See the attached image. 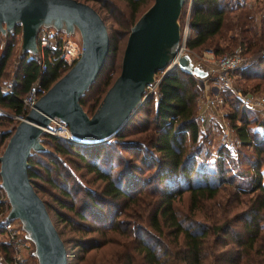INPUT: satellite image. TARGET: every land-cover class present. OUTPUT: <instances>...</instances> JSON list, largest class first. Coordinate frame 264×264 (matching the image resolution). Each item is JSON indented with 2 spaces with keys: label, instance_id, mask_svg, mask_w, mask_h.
Instances as JSON below:
<instances>
[{
  "label": "trees",
  "instance_id": "16d2710c",
  "mask_svg": "<svg viewBox=\"0 0 264 264\" xmlns=\"http://www.w3.org/2000/svg\"><path fill=\"white\" fill-rule=\"evenodd\" d=\"M90 1L107 8L117 24L115 29L107 25V17L91 5L103 19L109 37L104 65L79 100L92 114L120 71L130 26L153 0H121L125 14L110 0ZM232 1L191 0L185 47L211 49L216 55L229 45H240L245 54L258 55L238 70L237 83H243L237 87L243 93L264 91V2ZM223 31H233L227 38L231 43L225 46L221 44L226 42ZM19 34V25L6 36L0 31V39L5 41L0 77ZM17 58L19 73L10 91L0 90V108L23 117L27 110L22 99L32 83L37 80L39 87L47 90L71 65L48 49L42 57ZM41 62L46 64L43 70ZM200 91L197 79L175 66L159 81L157 97L152 93L113 139L81 145L50 133L42 135V144L51 149L32 153L27 171L47 211L53 209L63 228L83 234L70 239L74 242L71 249L65 246L67 264H264V135L257 132L260 115L233 91H220L233 134L250 150L242 151L241 147L231 155L219 145L211 167L207 163L208 141L205 135L201 137L197 120ZM18 121L0 114V146L5 145ZM67 162L91 174L97 186L80 187ZM57 166L64 167V174L61 170L57 174L61 184L50 176ZM69 176L72 182H68ZM39 192L46 193L55 207H49ZM185 193L186 210L179 211L175 203ZM5 208L0 201V211ZM50 218L56 228L53 216ZM56 229L66 245L62 230ZM98 253L109 256L96 263ZM12 255L13 249L0 238V264H9Z\"/></svg>",
  "mask_w": 264,
  "mask_h": 264
},
{
  "label": "water",
  "instance_id": "95a60500",
  "mask_svg": "<svg viewBox=\"0 0 264 264\" xmlns=\"http://www.w3.org/2000/svg\"><path fill=\"white\" fill-rule=\"evenodd\" d=\"M186 1L153 0L137 17L123 48L120 71L89 115L79 100L98 76L109 49L107 28L99 13L80 0H0V31L6 35L20 26V55L38 54L36 34L41 28L73 36L81 46L68 70L25 116L18 117L0 153V187L8 202L4 220L19 222L36 264H67V257L63 240L30 182L28 157L45 151L41 136L53 121L68 128V141L73 143L91 145L114 138L152 94L146 95V86L175 58V66L192 74L203 88L210 69L196 66L180 48L179 16Z\"/></svg>",
  "mask_w": 264,
  "mask_h": 264
},
{
  "label": "built area",
  "instance_id": "2783aa9c",
  "mask_svg": "<svg viewBox=\"0 0 264 264\" xmlns=\"http://www.w3.org/2000/svg\"><path fill=\"white\" fill-rule=\"evenodd\" d=\"M189 15V13L187 14ZM188 17H186L184 25L181 27V52L185 50V40L189 35ZM36 42L39 48L48 49L50 51L57 52V56L63 60L66 64L71 65L80 55L81 46L78 41L70 36L60 37L52 29H39L36 34ZM264 53V51L262 52ZM214 59L216 65V71L218 72L216 84L214 87L217 91L212 95H209L206 91V87L203 89L204 95L198 98V106L202 110L198 114V120L200 122H207L209 119H213L216 116L220 118V124L224 127V135L222 138V146L231 155H235L237 150L242 147L241 140L233 134V130L226 121L224 98L220 94L221 90L229 89L233 91L241 100V102L258 112L260 115V123L257 126V132L264 135V93L262 92H246L243 93L237 88L233 82L231 72L238 71L241 68L246 67L249 64L250 57L243 52V48L239 45L233 49L232 52L224 53L221 56L215 57L211 51L203 54L202 60L209 61ZM176 63V58L173 59L163 70L157 72L155 81L153 84L146 86V95L148 93H154L157 91V85L161 80L162 75L165 72H171ZM45 62H41V70L45 69ZM44 88H40L38 81H34L29 88L28 92L22 99L23 108L27 111L33 106L36 99L45 92ZM215 116V117H214ZM45 131L59 136L64 139H68L70 134L68 128L59 121H53V123L45 128ZM0 201L5 205V210L8 209V202L3 189L0 187ZM0 211V228L2 229L1 239L13 249L12 259L9 264H27L25 262V256L23 255V247L25 242L21 237V229L17 220H4V211ZM0 261L3 262V258L0 256Z\"/></svg>",
  "mask_w": 264,
  "mask_h": 264
},
{
  "label": "rangeland",
  "instance_id": "374dc122",
  "mask_svg": "<svg viewBox=\"0 0 264 264\" xmlns=\"http://www.w3.org/2000/svg\"><path fill=\"white\" fill-rule=\"evenodd\" d=\"M81 1H85L86 3L94 6L96 9H98L100 11L101 15L107 17L106 18V24L109 25V26H111V27H113V29L117 28V24L112 21L111 13L108 12V9L107 8L101 7L99 5L100 3L93 2V1H90V0H81ZM234 1L235 0H233L232 2H234ZM239 1L240 2H242V1L248 2L249 0H239ZM258 1L259 2H264V0H257V1L254 0V2L253 3L251 2V3L254 4V5H256ZM110 2H113L114 6L117 8V10H120L123 14L126 13L125 4H124L123 1H121V0H110ZM190 2H191V0H187L185 2V4L183 5V7H182V11H181V14L179 16V23H180L181 27L184 25L185 20H186V17L189 16L187 14L189 13V10H190ZM231 14H233V13H231ZM114 15H115V13H114ZM229 17L231 18V15H229ZM258 19L259 18L256 17L255 18V21H258ZM188 20H189V17H188ZM223 32L225 33V31H223ZM230 34H233V31H226V33H225V35H226V40L225 41L226 42H221V44L223 46H225L226 44H230L231 43L227 39ZM20 35L21 34L18 35V38H17L18 41H17V43H16V45L14 47V50H13L12 54L10 55V57L7 60V63H6V66H5V73L0 77V90H2V91H10L12 89V86H13V84L15 82V76H16L17 73H19L18 58H17V56H24V55L30 56V55H32V53H29V52H25L23 55H20L19 54V51H20ZM57 35L60 36V37L65 36V34L63 32H61V31L58 32ZM4 36H6V35H4ZM70 37L71 38H74L75 40H77L73 36H70ZM119 42H120L119 49L117 50L116 55H115L116 57L114 58V64H115V66L117 65V63L119 61V56L121 55V54H119V50H122L121 44L124 42L123 41V38ZM4 46H5V41L0 39V53L2 52ZM237 46H239V45H236V46L229 45L221 53L216 54V55H215V53L211 49L202 48L201 50H190V49H187L185 47V50H183V52H188L189 53V55L191 56V58L193 60V63L196 64V66L202 67V65H204V66H207L210 69V75H209V77L207 79H205L203 81L204 82L203 83V88H201V91L199 92L200 97H202L204 95L203 89L205 87H206V91L208 92L209 95H212L213 93H215L217 91V88L214 87V84H216L215 80H217L218 72L215 69L216 68V65L214 63V59H211L209 61L202 60L203 54L207 53L208 51H211L213 53L214 58H215V57H218V56L223 55L224 53L232 52L233 49L236 48ZM43 51H44L43 48H39V52H38L37 55L40 56V57H42ZM247 56L250 57V61H249V63H250L258 55H250V54H248ZM240 74L241 73L239 71H233V72H231V76H232L233 82H234V84H235L236 87H237V85H239L238 84L239 82L240 83H243V81H239L240 80V78H239L240 77ZM238 78H239V80H238L239 82L237 83V79ZM197 81H198V79H197ZM198 83H199V81H198ZM204 85H205V87H204ZM156 92L157 91L154 92V94H155L154 98L157 97L156 96L157 95ZM260 92L264 93V91H260ZM154 103H155V99L152 100V104H150V107H152ZM197 108H198V110H197V120H198V114L202 110V108L199 107V106H197ZM224 108H225V106H224ZM225 111H226V108H225ZM87 113L90 115V111H88ZM0 114H4V115L10 116V117H13L15 119H18L17 116H13L9 111H7L5 109H2V108H0ZM219 120H220V118L217 117V116L215 118H213V119H209V121L204 122V123L203 122H200L198 120V122H199V124L201 126L200 127V131H201V134H202L201 137L203 135H205V138L208 141L207 144L209 146L210 159L208 158L209 161L207 163L211 167L214 164V160H213L214 159V157H213L214 156V153L213 152H214V150L219 145H222V138H223V135H224V132H225L224 127L221 126ZM226 121H227V119H226ZM41 138L43 139L42 136H41ZM65 140H68V139H65ZM207 144H206V146H207ZM3 146H0V153L3 150ZM43 146H44V150L45 151L47 149H51V146L48 145V144L47 145L46 144L45 145L43 144ZM210 150H211V152H210ZM241 150L242 151H246V150H250V149H247L246 147H242ZM123 154L125 156H127V157L128 156H131L127 152H123ZM58 159H59L60 162H63V164L66 165L65 161H63V158L61 156L58 155ZM67 167L69 168V170H71V171H69V172H71V174H75V179L79 182L78 185H81L80 187H84V188L85 187H92V188H95L97 186L98 182H96V180L95 181L93 180L94 177L91 174H84L83 168H80V169L75 168L73 166V164L70 163V162H67ZM261 169H262L263 178H264V164L261 166ZM60 170L64 174V167H62V166H60V167L57 166L54 169L52 168L51 169V172H50V176L58 184H61L60 181H59L60 179L58 178V175H57L58 172H60ZM68 182H72L71 176H69ZM50 190H52L53 192L56 193L55 189L51 188ZM39 193H40L41 197L46 200V202L48 203V205L50 204L51 206H53V208L55 207V204H54L53 200L46 193H42V192H39ZM186 203H187V194L185 193L182 196L180 202H176L175 205L179 209V211H185L186 210ZM50 205H49V207H50ZM7 210L4 211V214H6ZM48 211H49L50 216L51 217L53 216V221H54V223L56 225V228H58L59 230H62V232H63L62 233V237L66 241H68V243L66 242V245H65L66 246V249L67 250L71 249L74 242H72V241L70 242V239L71 240H74L75 238L82 237L83 234L81 232L74 231L73 229H70L69 230L67 227H64L63 228L64 224L62 222H60L57 218H55V216H54L55 214H54L53 209H51V207H50ZM21 233H23V232H21ZM96 233H99V232H96ZM93 234H95V233H92L91 235H93ZM91 235H87V236H91ZM21 237H22V234H21ZM0 238H1V236H0ZM23 241L25 242V245L23 247L24 249H23V252L22 253H23V255L26 258L25 259V262L27 264H36V258L33 255H31V254L28 253V251L31 248V245H30L29 241L27 239H24ZM108 256H109V253H107L106 255H103V256L98 253L96 255V263L101 262V259L102 258L107 259ZM78 264H82V263H78Z\"/></svg>",
  "mask_w": 264,
  "mask_h": 264
},
{
  "label": "crops",
  "instance_id": "0c3cea01",
  "mask_svg": "<svg viewBox=\"0 0 264 264\" xmlns=\"http://www.w3.org/2000/svg\"><path fill=\"white\" fill-rule=\"evenodd\" d=\"M248 2H252V3H253V2H254V0H249ZM204 86H205V85H204Z\"/></svg>",
  "mask_w": 264,
  "mask_h": 264
}]
</instances>
